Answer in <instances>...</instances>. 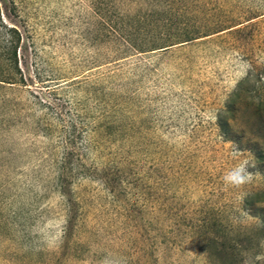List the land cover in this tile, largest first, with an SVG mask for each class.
Masks as SVG:
<instances>
[{
	"label": "rangeland",
	"instance_id": "obj_1",
	"mask_svg": "<svg viewBox=\"0 0 264 264\" xmlns=\"http://www.w3.org/2000/svg\"><path fill=\"white\" fill-rule=\"evenodd\" d=\"M106 259L264 264V0H0V264Z\"/></svg>",
	"mask_w": 264,
	"mask_h": 264
},
{
	"label": "clouds",
	"instance_id": "obj_2",
	"mask_svg": "<svg viewBox=\"0 0 264 264\" xmlns=\"http://www.w3.org/2000/svg\"><path fill=\"white\" fill-rule=\"evenodd\" d=\"M248 167V162L235 166L223 177L224 183L234 187H241L249 183L253 178V174L248 171ZM104 264H114V262L106 259Z\"/></svg>",
	"mask_w": 264,
	"mask_h": 264
},
{
	"label": "trees",
	"instance_id": "obj_3",
	"mask_svg": "<svg viewBox=\"0 0 264 264\" xmlns=\"http://www.w3.org/2000/svg\"><path fill=\"white\" fill-rule=\"evenodd\" d=\"M17 50L15 49V55L17 54V52H16ZM233 104H235V101L234 102H231V103H229L228 105H227V111H232L233 110V107H234V105ZM219 124H220V126L224 129V131L226 132V126L227 125H229L228 123H226V121H224L221 117H220V119H219Z\"/></svg>",
	"mask_w": 264,
	"mask_h": 264
}]
</instances>
